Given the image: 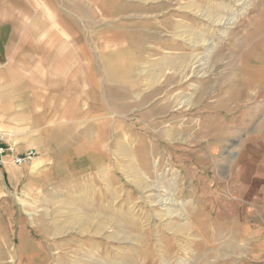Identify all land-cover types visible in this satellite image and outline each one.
Wrapping results in <instances>:
<instances>
[{"label":"rangeland","instance_id":"1","mask_svg":"<svg viewBox=\"0 0 264 264\" xmlns=\"http://www.w3.org/2000/svg\"><path fill=\"white\" fill-rule=\"evenodd\" d=\"M100 2L158 189L1 197L0 264H264V0Z\"/></svg>","mask_w":264,"mask_h":264},{"label":"crops","instance_id":"2","mask_svg":"<svg viewBox=\"0 0 264 264\" xmlns=\"http://www.w3.org/2000/svg\"><path fill=\"white\" fill-rule=\"evenodd\" d=\"M101 4L0 0L1 144L37 154L21 165L4 158L0 198H84L98 194V186V195L114 200L124 181L141 186L139 180L152 173L154 146L141 139L142 114L124 121L132 110L128 100L124 106V91L130 103L134 97L131 72L125 71L124 82L130 62L124 61L122 39L108 40L106 29L88 25L100 20ZM162 134L173 139L177 132L171 127Z\"/></svg>","mask_w":264,"mask_h":264},{"label":"built area","instance_id":"3","mask_svg":"<svg viewBox=\"0 0 264 264\" xmlns=\"http://www.w3.org/2000/svg\"><path fill=\"white\" fill-rule=\"evenodd\" d=\"M2 141L3 134L0 133V163L3 162L6 156H9L13 164L21 165L32 161L37 156L34 150H29L23 154H18L16 153L13 146H5L4 144H1Z\"/></svg>","mask_w":264,"mask_h":264},{"label":"bare ground","instance_id":"4","mask_svg":"<svg viewBox=\"0 0 264 264\" xmlns=\"http://www.w3.org/2000/svg\"><path fill=\"white\" fill-rule=\"evenodd\" d=\"M220 21V20H219ZM138 176V175H137ZM138 178V177H137ZM143 181H144V179H143ZM143 181H141V180H139V183L138 184H141V185H146V181L145 182H143ZM158 184H152V185H146V188L147 187H151V188H154V189H158V186H157ZM159 187H163V185H161V184H159ZM158 198V197H157ZM163 200V199H162ZM160 198H158V200H156L157 202L158 201H162ZM165 200V199H164ZM163 203V202H162ZM164 203H166V202H164ZM86 223V220H83L82 221V224H85Z\"/></svg>","mask_w":264,"mask_h":264}]
</instances>
